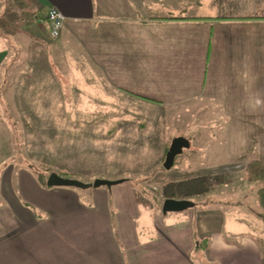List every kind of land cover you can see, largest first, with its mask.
Instances as JSON below:
<instances>
[{"label":"crops","instance_id":"1","mask_svg":"<svg viewBox=\"0 0 264 264\" xmlns=\"http://www.w3.org/2000/svg\"><path fill=\"white\" fill-rule=\"evenodd\" d=\"M49 7L65 18L55 39ZM84 67L129 106L214 104L225 156L241 168L264 162V0H0L1 98L19 103L59 70L88 75ZM2 177L1 197L7 188L18 196L2 206L16 209L17 228L0 238V264L15 255L25 264H197L195 251L222 264L239 250L264 264L257 243L264 221L240 201L232 207L247 230L238 249L219 234L203 237L183 212L163 219L131 185L97 190L91 202L41 185L31 169ZM143 219L153 227L146 238Z\"/></svg>","mask_w":264,"mask_h":264},{"label":"rangeland","instance_id":"2","mask_svg":"<svg viewBox=\"0 0 264 264\" xmlns=\"http://www.w3.org/2000/svg\"><path fill=\"white\" fill-rule=\"evenodd\" d=\"M85 68L88 75L59 70L56 79L41 82L38 95L26 94L19 103L16 97L0 96V238L16 233L17 228L13 221L16 209L2 207L18 196L14 193L17 189L7 188L3 199L2 175L11 168H20L32 169L37 180V173H56L85 184L99 179L124 180L112 190L131 185L142 191L138 193L139 201L158 208L165 199L162 193L167 184L208 178L210 188L189 197L196 205L183 213L193 219L196 231L203 237L219 234L225 243L239 249L247 225L236 215L235 203L240 201V205L257 209L256 188L244 181L245 168L236 167L235 161L224 154V119L219 109L197 100L161 111L129 106L98 78L97 72ZM180 136L188 139L190 146L176 157L172 169L165 170L166 152L172 140ZM50 188H63L64 194L72 192L91 202L97 190L109 191L107 187ZM107 198L111 195L107 194ZM161 216L167 220L174 215ZM143 220L144 225L138 229L139 235L146 238L153 233V227ZM258 238L264 248V232ZM203 254L195 251L193 261L206 264ZM247 262L253 263L252 256L239 250L232 256L224 254L222 264ZM7 263L25 264L16 255L6 258Z\"/></svg>","mask_w":264,"mask_h":264},{"label":"trees","instance_id":"3","mask_svg":"<svg viewBox=\"0 0 264 264\" xmlns=\"http://www.w3.org/2000/svg\"><path fill=\"white\" fill-rule=\"evenodd\" d=\"M32 170V169H31ZM39 183L46 186L47 176L37 173ZM214 179V177H213ZM243 179L246 183L252 184L256 188V199H257V209H254V214L264 221V162L260 160H254L247 164L244 169ZM217 177L215 181L217 183ZM208 182V185H206ZM208 186L203 187L202 186ZM221 183V182H220ZM200 186L197 188V186ZM214 184V183H213ZM209 179L205 178H194L192 180H184L181 182H171L164 186L163 197L165 199H188L189 197L195 195L204 194L211 186ZM261 253L264 255V248L262 247L260 241H257Z\"/></svg>","mask_w":264,"mask_h":264},{"label":"water","instance_id":"4","mask_svg":"<svg viewBox=\"0 0 264 264\" xmlns=\"http://www.w3.org/2000/svg\"><path fill=\"white\" fill-rule=\"evenodd\" d=\"M189 140L185 137H176L172 140L163 163V168L165 170H170L175 162L178 155L183 153V151L189 148ZM124 180L119 181H107V180H94L91 183H82L77 180L67 179L59 176L56 173H51L47 176L46 186L47 187H76L79 189H89V188H99L107 187L110 189L112 186L119 185L123 183ZM195 203L189 199H164L161 206L162 214L167 213H180L188 209L195 207Z\"/></svg>","mask_w":264,"mask_h":264},{"label":"built area","instance_id":"5","mask_svg":"<svg viewBox=\"0 0 264 264\" xmlns=\"http://www.w3.org/2000/svg\"><path fill=\"white\" fill-rule=\"evenodd\" d=\"M45 21L50 27V35L52 38H57L61 31L65 18L63 14L55 7H49L45 13Z\"/></svg>","mask_w":264,"mask_h":264}]
</instances>
